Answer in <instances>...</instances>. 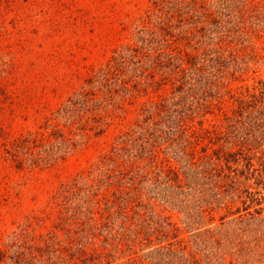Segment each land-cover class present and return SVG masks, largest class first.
I'll use <instances>...</instances> for the list:
<instances>
[{
	"label": "rangeland",
	"instance_id": "1",
	"mask_svg": "<svg viewBox=\"0 0 264 264\" xmlns=\"http://www.w3.org/2000/svg\"><path fill=\"white\" fill-rule=\"evenodd\" d=\"M261 86L264 0H0V264H264Z\"/></svg>",
	"mask_w": 264,
	"mask_h": 264
},
{
	"label": "trees",
	"instance_id": "2",
	"mask_svg": "<svg viewBox=\"0 0 264 264\" xmlns=\"http://www.w3.org/2000/svg\"><path fill=\"white\" fill-rule=\"evenodd\" d=\"M258 91L259 92H257V93H255V90L250 91V92H248V96H246V95L244 96L243 95L240 98H238V103L240 104L239 106L242 108V104L245 103L244 104L245 107L244 106L243 107L244 108H247L248 105H249L248 104L249 102H253V100H255V102L258 101L257 95H263L264 94V88H262V86H261ZM249 93H253V94H249ZM247 97H250V98L247 99ZM241 108L240 109L238 107L234 108L233 109V113L231 115H227L226 117H228L229 119H232L234 117V115L236 114V112H240L241 111V113H242V109ZM235 117L237 118V116H235ZM208 132H209V130L207 131V133ZM221 133H223V134L225 133V125H223V126L220 125L218 128H215L214 127V129L208 135L209 141H211L210 142L211 143V146H210L211 147V154H213L215 156V159H216L215 160V164H216V166H222V167H224L225 164L228 163V161L230 159L233 160L234 163H237L238 164V162H237L238 161L237 154L239 153L238 148L233 147L235 144H232L230 146L231 148H228V149L227 148H222V144L218 143L219 140H217ZM205 137H207V136H205ZM119 148H125V147H124V145L121 146V147L114 146V150L115 149L117 150ZM113 154H114V151H113ZM110 157L111 156L109 155V153H106V154H104L103 159H100V161H104L105 159H108ZM202 157L203 158L206 157V158H209L210 159L211 156H209V153H206ZM145 158L146 157H142L141 159L143 160ZM128 160L130 162V165L127 164L128 163ZM147 160L149 162H154V156L153 155L151 157L148 156ZM213 161H214V158H213ZM125 163L127 164V166H125V168H129L128 166H130V171H132L130 173L131 175H128L127 176V174H129V172H125V173L122 174V171H120L121 173L119 172V174L117 176H114L115 177V181L116 180L117 181L119 180L121 182L122 177H125V181H128V182L130 180H132V181L135 180V178H133V176H134L133 175L134 174L133 173V171H134L133 168H138L139 165H140L139 162H137L135 160L127 159V160H125ZM168 165H169V168L166 170L167 171L168 178L173 179V180H175L177 182H180L181 175H185L187 172L186 173L179 172L178 169H176L174 167H170V164H168ZM187 169H190L189 166L187 167ZM105 170L108 171V174H107V177L108 178L110 177L109 175L112 172H117V171H115V169L112 166L105 168ZM237 170H238L237 167H235V169H234L233 172H235ZM170 172H172V175L169 174ZM110 181H111V177L108 180V184H109ZM110 183L112 184L113 182H110ZM119 189H120V191H122V189H124V188H119ZM125 207L126 206L123 207L121 214H122V217L126 218V220H121V222L118 223V225L120 226V229H121V231H120L121 235H123L124 233H126V230L129 229V227H130V225H129L130 224V220L127 221V211H126ZM106 214H107L106 216L100 215V217L99 216H93V217H91L93 219V221H94V225H93L94 228H96L99 224H101V221L104 220L102 218H105L106 219V222L104 221L105 222L104 225L105 224H108L110 226V223L111 222L109 221V218H110L111 215H110V213H106ZM89 232H91V231H89ZM129 232H130V229H129ZM135 234H136V232H135ZM92 236H94V235H92ZM124 238H127V239L131 240V238L129 236H126ZM95 248H89V249H87L86 247H84L83 250H82V253L85 254L84 255V258L87 259L89 256H91L92 254H94V250H96ZM3 252H4V254L3 253L2 254L7 256V254L5 253V250H3ZM96 252H98V251L96 250ZM3 255H2V257H3ZM76 260H77V258H76ZM15 262L19 264L20 263V257L17 260H15Z\"/></svg>",
	"mask_w": 264,
	"mask_h": 264
}]
</instances>
